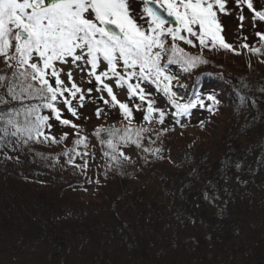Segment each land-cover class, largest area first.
<instances>
[{"label":"trees","instance_id":"trees-1","mask_svg":"<svg viewBox=\"0 0 264 264\" xmlns=\"http://www.w3.org/2000/svg\"><path fill=\"white\" fill-rule=\"evenodd\" d=\"M252 3L264 11V0ZM247 11L258 25L249 42L238 44L253 56L251 65L213 62L203 53L209 48L202 50L193 37L202 52L184 51L206 63L185 71L180 63L168 64L167 55L161 60L174 77L178 103L197 94L215 96L218 103L211 101V108L220 113L210 117L212 139L167 138L160 127L143 124V108L129 124L118 105L84 98L72 102L77 116L57 104L62 119L77 128L52 117L51 128L43 131L57 142L29 140L13 136L7 121L23 125L24 115L16 112L39 101H12L0 89L8 101L0 103V264H264V41L257 35L264 21ZM170 45L169 39L165 47ZM251 48L260 51L253 54ZM11 73L0 65V75ZM141 87L166 125L195 126L194 114L209 118L196 107L177 116L155 84L141 81ZM40 114L51 117L48 109ZM102 118L119 124L99 137L84 128ZM126 128L133 130L128 143L120 139ZM138 129L146 131L137 136ZM112 130H119L115 151L101 142ZM80 137L87 147L75 143ZM90 189L94 195L84 198Z\"/></svg>","mask_w":264,"mask_h":264},{"label":"snow or ice","instance_id":"snow-or-ice-1","mask_svg":"<svg viewBox=\"0 0 264 264\" xmlns=\"http://www.w3.org/2000/svg\"><path fill=\"white\" fill-rule=\"evenodd\" d=\"M227 3L228 0H0V58L12 69L10 77L0 75V89L6 88V95L12 101L22 104L24 100L39 101L24 105L16 112L17 116L24 115L23 125L8 119L7 123L15 129L12 135L26 136L29 140L43 136L45 141L56 143L43 131L51 128L50 118L54 117L65 126L78 127L70 120L62 119L57 107L62 103L72 116H77L72 102L84 100L82 89L73 82V71L64 66L86 72L89 83L94 80L98 86L96 90L106 92L111 98L101 96V99L106 104L118 105L129 124L131 109L117 99L114 87L108 81H113L116 88L126 87L129 99L138 97L141 104L147 106L143 119L148 122L158 109L147 99L141 81L151 82L162 90L176 108L177 116L189 114L197 105L204 107L199 94L188 103L177 102L176 94L171 90L174 77L167 74L161 60L167 55L168 64L180 63L185 71L206 63L176 43L182 41L194 47L191 37L199 41L202 49L219 46L235 52L221 35L224 29L218 18V13L228 14ZM242 5L253 11L254 19L264 21V11L255 10L252 0H237V6ZM239 19L243 27V15ZM257 35L264 41V33L257 32ZM169 39L171 45L166 48ZM250 50L253 54L260 51L258 48ZM62 74L67 76V84L71 87L66 85ZM132 80L136 83H130ZM207 99L213 105L218 103L214 95H208ZM7 102L0 97V103ZM136 107L139 109L141 105ZM41 109H48L51 117L41 115ZM163 120L161 112L158 122L163 123ZM101 130L96 131L97 137ZM143 131L146 129H138L135 134L139 136ZM132 132L131 128H126L120 139L128 143ZM118 133L119 130L109 131L108 140L101 142L115 151L113 137ZM65 138L66 134L61 141ZM75 143L87 147L84 137Z\"/></svg>","mask_w":264,"mask_h":264},{"label":"rangeland","instance_id":"rangeland-1","mask_svg":"<svg viewBox=\"0 0 264 264\" xmlns=\"http://www.w3.org/2000/svg\"><path fill=\"white\" fill-rule=\"evenodd\" d=\"M253 2V0H252ZM246 8V12L244 11V7ZM226 8L228 11V14L225 15L223 13H218V18L219 21L223 27V36L224 40L226 43L232 45L234 48L235 52L229 51L228 53H220V51H214V50H207L203 51L204 55L211 57L210 60L213 62H219L223 63V65H230L233 64L234 62L236 63H244L245 65H251L253 63V56L248 52V51H241L240 46L238 43L241 41H250L252 38V32L254 31L253 29L256 28V22L250 18L248 15L247 11V5H242V6H237V0H228V3L226 4ZM243 15L244 20L242 22L243 27H241V24L237 22L239 17ZM258 25V24H257ZM264 33V32H263ZM194 39V37H193ZM179 45L188 52H191L193 54H197L198 52H202L199 47H193L188 44H184L182 41H177ZM236 43V44H235ZM202 49V48H201ZM203 50V49H202ZM239 53V55L235 54ZM0 65L4 66V63L0 60ZM67 70H72L73 71V82L77 84L78 87L82 89V94L84 95L85 100L88 102H91L93 104L97 103V105H104L105 102L104 100L101 99V96H103L105 99L110 100L111 98L107 96L106 92H100L97 91L96 88L98 87L95 84V81L93 80L91 83H89L87 73L86 72H80L78 69H69L68 66H64ZM62 78L66 81V85L68 87H71V84H67V76L62 74ZM110 85H113L114 87V93L117 96V99L122 102L128 104L129 108H131L132 114L135 116L140 112V108H143V114L145 115L147 113V106L146 105H141L139 109H137V105L139 98L138 97H132L129 99V96L127 94V88H116L114 86L113 81H108ZM174 85L175 83L172 82ZM148 100L149 97H147ZM204 102V107H200L199 105L196 106L197 109H204L206 113L209 114V118H204L202 116H199L197 114H194V118L196 120L195 126H190V127H172L170 125H166L165 123H159V116L161 111H156L152 114V120L151 122L145 121L143 119V124L144 125H154L157 127H160L163 129V133H168L165 137L168 135L175 137L176 139L183 140V141H188L191 142L193 140H203L205 139H212V136H214L213 128L211 125V120L210 118L213 114L219 115L220 109L219 107L214 106L211 111H209V107H211V101L207 99V96H203L201 98ZM178 101H182L181 99H177ZM141 102V101H140ZM90 106H93L90 104ZM216 107V108H215ZM219 109V110H218ZM109 110H111L109 108ZM114 111V110H111ZM209 111V112H208ZM199 112V111H198ZM116 114V113H114ZM144 117V116H143ZM132 120V117H131ZM127 121V120H126ZM125 121V122H126ZM128 123V122H126ZM119 122L116 119H97L94 121H89L87 124H85L84 128L90 131H97L98 129L102 130H110L113 127L117 126ZM208 132H211L212 136L209 137ZM168 138V137H167ZM124 154L127 157H130L132 153L130 152L129 149L124 150ZM94 195L92 192V189L87 191L84 194V198H88Z\"/></svg>","mask_w":264,"mask_h":264}]
</instances>
